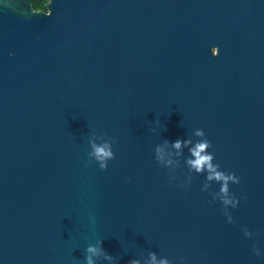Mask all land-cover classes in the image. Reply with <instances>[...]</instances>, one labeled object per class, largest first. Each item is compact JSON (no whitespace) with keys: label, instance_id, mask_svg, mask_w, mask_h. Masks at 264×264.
<instances>
[{"label":"water","instance_id":"1","mask_svg":"<svg viewBox=\"0 0 264 264\" xmlns=\"http://www.w3.org/2000/svg\"><path fill=\"white\" fill-rule=\"evenodd\" d=\"M50 12L0 0V264H85L89 245L93 264H264V0ZM198 128L241 177L224 185L246 197L236 208L184 166L187 148L174 168L154 158Z\"/></svg>","mask_w":264,"mask_h":264},{"label":"clouds","instance_id":"2","mask_svg":"<svg viewBox=\"0 0 264 264\" xmlns=\"http://www.w3.org/2000/svg\"><path fill=\"white\" fill-rule=\"evenodd\" d=\"M52 0H28L31 11L33 14H44L50 12V5ZM210 53H214L216 56L219 55L220 49L218 46L213 45L209 49ZM11 55V53H9ZM155 123L159 124V120H156ZM151 131L153 133L156 132L155 128H152ZM195 135L197 137H203L202 139H198L196 141L189 140L188 138H177L173 141H169L165 139L162 143L157 144L154 147V158L160 162L165 167H177L179 165L178 157L182 156L183 150L185 148L188 149V155L184 157V166L189 170L194 171L196 174H203L204 179L207 181H217L224 182L222 184L220 192L223 195L219 196V199L223 202L224 205L231 203L233 208H236L238 203L246 199V197L241 194L238 198L235 197V194L232 192H225V184L228 181H232L233 184L238 185L241 182V177L234 171H229L223 167L216 159V154L212 149L211 142L207 139L205 132L202 128H198L195 131ZM94 149L93 155H96L97 159L101 161L100 166L103 168L106 166L104 162L105 157H109L111 153L106 151L108 145H103L102 147H97L95 144L92 145ZM103 153L102 155H98L99 153ZM169 183H177L175 177L168 178ZM184 184H187V180L184 181ZM181 188L187 190L184 185L178 184ZM225 214H228L227 212ZM231 220V216L229 214V221ZM244 235L247 237L250 234L247 230H245ZM252 252L255 256L260 257L262 255L261 250L256 246L255 242L252 243ZM87 255L85 256V264H93V256L100 255L102 249L96 246L89 245L86 248ZM106 259H110V255L105 254ZM180 264H185L184 258H179ZM128 264H139L136 259H130ZM147 264H167V261L164 259L157 260L155 254H150Z\"/></svg>","mask_w":264,"mask_h":264}]
</instances>
